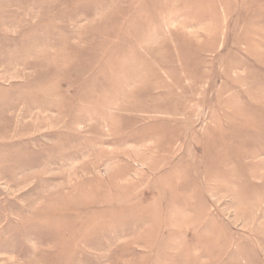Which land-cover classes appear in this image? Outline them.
<instances>
[{
  "label": "rangeland",
  "instance_id": "rangeland-1",
  "mask_svg": "<svg viewBox=\"0 0 264 264\" xmlns=\"http://www.w3.org/2000/svg\"><path fill=\"white\" fill-rule=\"evenodd\" d=\"M262 178L264 0H0V264H264Z\"/></svg>",
  "mask_w": 264,
  "mask_h": 264
},
{
  "label": "bare ground",
  "instance_id": "bare-ground-1",
  "mask_svg": "<svg viewBox=\"0 0 264 264\" xmlns=\"http://www.w3.org/2000/svg\"><path fill=\"white\" fill-rule=\"evenodd\" d=\"M228 162H229V161H227V163H228ZM223 163H224V162H223ZM227 166H228V165H227ZM254 171H255V170H254ZM257 171H258V170H257ZM255 172H256V171H255ZM220 173H221V172H220ZM259 174H260V173H259ZM255 175H256V174H255L254 172H252V173H251V178H253V177L255 178ZM213 177H214V175H213L212 177L209 176L208 178H209V179H212ZM233 177H234V176H233ZM233 177H232V178H233ZM260 177H262L261 174H260L259 177H257V178L259 179ZM230 178H231V177H230ZM260 179H261V178H260ZM262 179L264 180V178H262ZM230 180H233V179H230ZM263 183H264V182H263ZM230 189H231V188H230ZM261 189H262V188H261ZM259 191H260V190H259ZM262 193H263V192H262ZM260 194H261V193H260ZM238 199H239V198H238ZM241 200H242V199H241Z\"/></svg>",
  "mask_w": 264,
  "mask_h": 264
}]
</instances>
